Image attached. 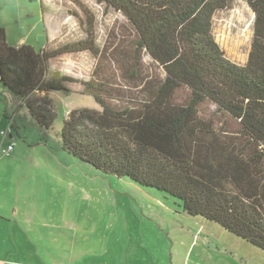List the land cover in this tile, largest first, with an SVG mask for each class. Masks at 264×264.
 Here are the masks:
<instances>
[{
  "label": "trees",
  "instance_id": "16d2710c",
  "mask_svg": "<svg viewBox=\"0 0 264 264\" xmlns=\"http://www.w3.org/2000/svg\"><path fill=\"white\" fill-rule=\"evenodd\" d=\"M97 1L126 18L130 43L99 46L88 16L83 39L53 50L11 46L0 26V83L47 130L55 120L50 92L69 94L76 82L48 74L49 60L88 51L96 63L81 85L99 108L68 111L61 148L264 251V0H244L253 21L243 64L226 58L212 33L214 13L233 0ZM144 56L161 74L148 72Z\"/></svg>",
  "mask_w": 264,
  "mask_h": 264
},
{
  "label": "rangeland",
  "instance_id": "374dc122",
  "mask_svg": "<svg viewBox=\"0 0 264 264\" xmlns=\"http://www.w3.org/2000/svg\"><path fill=\"white\" fill-rule=\"evenodd\" d=\"M78 1L87 14L70 0H0V26L5 29L7 43L29 44L36 51L59 48L85 37L87 16L92 18L99 46L106 40L132 41L133 30L121 13L111 8L105 11L97 0ZM252 21L253 12L244 0H233L229 7L214 13V38L225 57L236 64L246 61ZM144 60L148 72L161 74L148 56ZM95 63L88 51L49 60L48 74L60 72L76 82L68 83L69 94L50 92L55 120L47 130L29 115L20 97L0 83V105H9L19 126L18 130L13 125L4 128L12 133L7 141H15L11 153L38 160L33 185L30 179L26 185L39 189L42 200L50 198L53 191L58 214L67 208L68 216L75 215L76 236H89L87 245L97 252L87 255L86 261L123 263L129 255L120 250L125 249L129 237H135L139 249L132 258H137L138 264H264L263 250L217 225L203 226L183 212L179 200L127 177L100 171L61 148L59 134L68 111L99 108L81 85L90 78ZM99 250L106 252L99 254Z\"/></svg>",
  "mask_w": 264,
  "mask_h": 264
},
{
  "label": "crops",
  "instance_id": "0c3cea01",
  "mask_svg": "<svg viewBox=\"0 0 264 264\" xmlns=\"http://www.w3.org/2000/svg\"><path fill=\"white\" fill-rule=\"evenodd\" d=\"M6 125L19 129L16 115L10 114L8 104L1 103L0 264H93L86 261L87 255L97 252L87 245L89 236H76L75 215L68 216L67 208L62 215L58 214V198L52 197L53 191L50 198L42 200L38 198L39 189L34 186L27 187L26 181L29 179L33 185L37 158L15 153L4 155L1 152V148L9 143L8 137L12 138L9 128L5 130L9 132L7 136L1 134ZM194 218L203 226L209 223L217 225L199 216ZM217 227L221 228L218 225ZM76 238H79L77 249ZM138 245V239L128 238L125 249L120 252L129 256L120 264H138L137 258H132L139 249ZM104 252L106 251L99 250V254Z\"/></svg>",
  "mask_w": 264,
  "mask_h": 264
},
{
  "label": "built area",
  "instance_id": "2783aa9c",
  "mask_svg": "<svg viewBox=\"0 0 264 264\" xmlns=\"http://www.w3.org/2000/svg\"><path fill=\"white\" fill-rule=\"evenodd\" d=\"M8 131H1V134L2 136H7L8 135ZM14 146H15V141H9V143H7L6 145H4L2 148H1V152L4 154V155H10L12 150L14 149Z\"/></svg>",
  "mask_w": 264,
  "mask_h": 264
}]
</instances>
